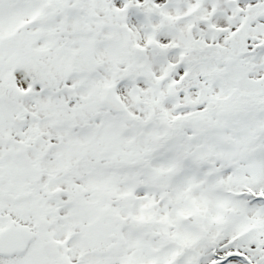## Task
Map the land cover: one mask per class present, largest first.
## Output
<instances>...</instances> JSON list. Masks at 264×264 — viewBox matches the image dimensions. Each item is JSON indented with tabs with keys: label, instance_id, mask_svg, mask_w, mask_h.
I'll return each instance as SVG.
<instances>
[{
	"label": "snow or ice",
	"instance_id": "1",
	"mask_svg": "<svg viewBox=\"0 0 264 264\" xmlns=\"http://www.w3.org/2000/svg\"><path fill=\"white\" fill-rule=\"evenodd\" d=\"M0 264H264V0H0Z\"/></svg>",
	"mask_w": 264,
	"mask_h": 264
}]
</instances>
